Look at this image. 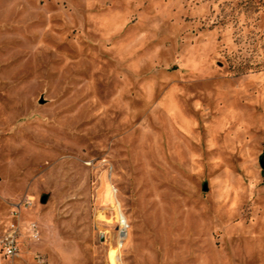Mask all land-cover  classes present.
<instances>
[{"label": "rangeland", "instance_id": "obj_1", "mask_svg": "<svg viewBox=\"0 0 264 264\" xmlns=\"http://www.w3.org/2000/svg\"><path fill=\"white\" fill-rule=\"evenodd\" d=\"M263 164L264 0H0V264H264Z\"/></svg>", "mask_w": 264, "mask_h": 264}, {"label": "built area", "instance_id": "obj_2", "mask_svg": "<svg viewBox=\"0 0 264 264\" xmlns=\"http://www.w3.org/2000/svg\"><path fill=\"white\" fill-rule=\"evenodd\" d=\"M116 190V188H114ZM30 201V200H29ZM118 221L119 240L122 242L128 236L129 222L118 199L114 204ZM29 237L38 239L40 236V225L34 220L29 224ZM24 234L19 226L12 224L5 231L0 232V253L7 257L18 256L21 252V239Z\"/></svg>", "mask_w": 264, "mask_h": 264}, {"label": "bare ground", "instance_id": "obj_3", "mask_svg": "<svg viewBox=\"0 0 264 264\" xmlns=\"http://www.w3.org/2000/svg\"><path fill=\"white\" fill-rule=\"evenodd\" d=\"M194 59V58H193ZM187 60V59H186ZM190 61V60H189ZM192 61H194V60H191V63H192ZM190 63V62H189ZM194 63H195V61H194ZM122 245L120 244L118 247H114V248H112L111 249V251H110V260H111V262H112V264H117V260H118V252H119V248L121 247ZM123 247V246H122Z\"/></svg>", "mask_w": 264, "mask_h": 264}, {"label": "water", "instance_id": "obj_4", "mask_svg": "<svg viewBox=\"0 0 264 264\" xmlns=\"http://www.w3.org/2000/svg\"><path fill=\"white\" fill-rule=\"evenodd\" d=\"M263 166H264V164H263ZM205 188H206V186H205ZM47 199H48V195L47 194H43L42 197H41V201L42 202H46Z\"/></svg>", "mask_w": 264, "mask_h": 264}]
</instances>
